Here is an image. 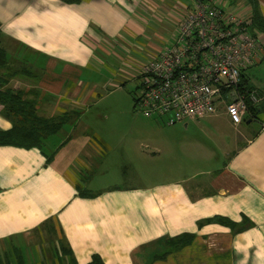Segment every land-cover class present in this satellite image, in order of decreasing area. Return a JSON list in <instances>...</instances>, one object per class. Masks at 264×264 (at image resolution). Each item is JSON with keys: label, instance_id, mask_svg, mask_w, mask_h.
<instances>
[{"label": "crops", "instance_id": "0c3cea01", "mask_svg": "<svg viewBox=\"0 0 264 264\" xmlns=\"http://www.w3.org/2000/svg\"><path fill=\"white\" fill-rule=\"evenodd\" d=\"M229 1L264 19V0ZM192 5L0 0L1 43L18 66L9 86L39 114L71 117L41 147L0 145V264H264V77L247 73L264 63L263 32L243 72L256 110L239 124L223 107L174 125L149 117L159 136L142 143L84 115L114 75L140 77ZM11 126L0 110V130Z\"/></svg>", "mask_w": 264, "mask_h": 264}, {"label": "built area", "instance_id": "2783aa9c", "mask_svg": "<svg viewBox=\"0 0 264 264\" xmlns=\"http://www.w3.org/2000/svg\"><path fill=\"white\" fill-rule=\"evenodd\" d=\"M251 10L229 0H193L179 20L175 40L141 68L135 109L166 125L214 114L219 107L230 120L249 116L241 74L261 56L259 30L251 27Z\"/></svg>", "mask_w": 264, "mask_h": 264}, {"label": "trees", "instance_id": "16d2710c", "mask_svg": "<svg viewBox=\"0 0 264 264\" xmlns=\"http://www.w3.org/2000/svg\"><path fill=\"white\" fill-rule=\"evenodd\" d=\"M251 27L264 33V19L256 10L252 13ZM9 63L7 52L1 43L0 31V110L12 123L11 128L0 130V145H14L25 148L41 147L44 140L55 133L71 117L67 113L52 117L39 114L33 99L25 97L23 90H16L9 86V79L18 73L15 65ZM239 89L245 95L252 91L243 73L241 74ZM246 97L249 116L245 119L251 118L256 110L248 96ZM229 225L233 226L230 222ZM175 242L177 243L178 240H175ZM17 257L19 261H16V263L22 264L20 257ZM5 262L4 264H11L8 261Z\"/></svg>", "mask_w": 264, "mask_h": 264}, {"label": "rangeland", "instance_id": "374dc122", "mask_svg": "<svg viewBox=\"0 0 264 264\" xmlns=\"http://www.w3.org/2000/svg\"><path fill=\"white\" fill-rule=\"evenodd\" d=\"M136 55L137 58L143 61L148 58L143 50H138ZM256 66L252 69L249 68L250 70H248L247 73L252 74L254 72L253 81L257 84L259 81L258 79H263L264 77V63L261 65L260 69L256 70ZM15 68H18V66L15 65ZM101 69L104 71L101 74L111 75L109 74L110 71L116 72L117 65H110ZM98 77H102V75H98ZM113 77L115 79L114 83H116L114 86H108V88H100L101 85L99 86V91H101L99 93L103 97L97 104H95V106H92L84 114L86 120L91 125L96 126H100V123L102 122L109 123L110 125L115 124L117 128L112 126V129L110 130L113 132L111 133H113L114 137L118 136L121 139L132 137L141 139L142 143H148L149 138L158 137L159 134L149 127L153 119L145 117L141 112L136 111L133 108L132 95L134 96L138 93L137 89L140 83V77L136 80L131 79L127 82L125 81V83L122 78L118 81V77L116 75ZM108 129L109 128H106V130ZM96 130H99V128H96ZM7 261L11 264H16V260L13 255H10Z\"/></svg>", "mask_w": 264, "mask_h": 264}]
</instances>
